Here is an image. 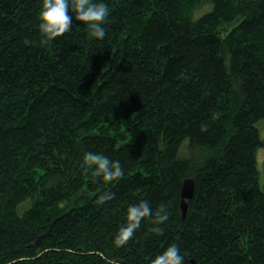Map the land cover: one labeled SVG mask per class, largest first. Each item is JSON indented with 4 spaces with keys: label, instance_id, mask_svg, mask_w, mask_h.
I'll return each instance as SVG.
<instances>
[{
    "label": "trees",
    "instance_id": "1",
    "mask_svg": "<svg viewBox=\"0 0 264 264\" xmlns=\"http://www.w3.org/2000/svg\"><path fill=\"white\" fill-rule=\"evenodd\" d=\"M96 2L103 40L73 18L41 47L42 0H0V264H150L171 244L184 264H264V0ZM87 152L124 176H92ZM140 200L167 206L162 234L145 218L116 244Z\"/></svg>",
    "mask_w": 264,
    "mask_h": 264
},
{
    "label": "clouds",
    "instance_id": "2",
    "mask_svg": "<svg viewBox=\"0 0 264 264\" xmlns=\"http://www.w3.org/2000/svg\"><path fill=\"white\" fill-rule=\"evenodd\" d=\"M109 15L108 6L96 0H42V7L37 13L40 46H46L50 41L69 33L72 30L73 18L86 26L90 37L103 40L106 35L103 25L108 21ZM82 161V167H85L86 171L105 182L111 183L124 176V169L119 161H111L101 154L87 152ZM114 197V193L106 191L98 197L96 204L103 205ZM145 218H149L150 222L156 225L150 229L152 233L162 234L163 229L158 226L169 219L167 206L161 203L153 211L147 200H140L128 206L126 222L119 228L114 242L123 245L131 240ZM150 264H184V257L180 254L178 245L171 244L151 259Z\"/></svg>",
    "mask_w": 264,
    "mask_h": 264
},
{
    "label": "water",
    "instance_id": "3",
    "mask_svg": "<svg viewBox=\"0 0 264 264\" xmlns=\"http://www.w3.org/2000/svg\"><path fill=\"white\" fill-rule=\"evenodd\" d=\"M195 192V180L193 178H187L182 187V201L181 208L183 215L185 216L188 210V201L191 200ZM193 264L196 262L193 261Z\"/></svg>",
    "mask_w": 264,
    "mask_h": 264
},
{
    "label": "rangeland",
    "instance_id": "4",
    "mask_svg": "<svg viewBox=\"0 0 264 264\" xmlns=\"http://www.w3.org/2000/svg\"><path fill=\"white\" fill-rule=\"evenodd\" d=\"M257 126H258L259 131H260V137L262 140H264V120H261L257 124ZM257 168L259 171L260 184H263V182H264V170H263V168H264V148L263 147H261L257 150Z\"/></svg>",
    "mask_w": 264,
    "mask_h": 264
}]
</instances>
